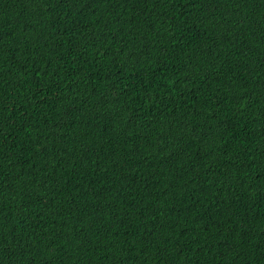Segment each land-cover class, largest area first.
Segmentation results:
<instances>
[{
    "label": "trees",
    "instance_id": "1",
    "mask_svg": "<svg viewBox=\"0 0 264 264\" xmlns=\"http://www.w3.org/2000/svg\"><path fill=\"white\" fill-rule=\"evenodd\" d=\"M0 264H264V0H0Z\"/></svg>",
    "mask_w": 264,
    "mask_h": 264
}]
</instances>
